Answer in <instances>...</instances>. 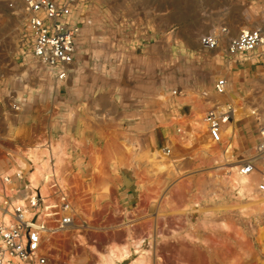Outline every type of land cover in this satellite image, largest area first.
<instances>
[{
  "label": "rangeland",
  "instance_id": "obj_1",
  "mask_svg": "<svg viewBox=\"0 0 264 264\" xmlns=\"http://www.w3.org/2000/svg\"><path fill=\"white\" fill-rule=\"evenodd\" d=\"M124 1H79L74 18L84 24L75 62L67 78L57 82L24 51L22 0H0V140L45 141L60 148L58 159L51 148L26 156L34 154L39 165L53 166V180L40 183L45 191L57 182L71 197L100 207L90 226L121 230L90 229L85 234L90 245L95 241L102 249L124 243L151 227L169 238L147 246V264H225L233 252L249 253L244 264H264V237L254 236L264 226V212L245 194L236 201L218 180L250 155L256 141L253 117L235 124L238 143L228 164L195 156L197 146L186 148L185 137L166 146L181 127L193 131L191 106L181 101L186 96L211 105L227 102L247 115L263 109L264 49L228 59L226 45L233 37L226 26L208 27L203 1L190 0V7H181L180 35L174 40L166 20L169 8H152L148 16L144 13V23L138 9L129 22ZM237 10L243 11L238 33L264 31V0ZM189 26L195 34L184 31ZM223 28L227 35L217 49L200 48L201 36ZM220 77L228 80L221 97L213 90ZM153 149L169 150L176 165L144 179L142 162ZM31 166L24 167L28 177ZM72 255L73 264H93L95 259L84 248ZM151 256L161 261H151Z\"/></svg>",
  "mask_w": 264,
  "mask_h": 264
},
{
  "label": "built area",
  "instance_id": "obj_2",
  "mask_svg": "<svg viewBox=\"0 0 264 264\" xmlns=\"http://www.w3.org/2000/svg\"><path fill=\"white\" fill-rule=\"evenodd\" d=\"M79 1L22 0L21 3L26 27L24 51L50 71L57 82L67 78L75 62L76 45L84 24L74 18ZM224 35H227L225 28L218 34L201 36L199 46L205 51H213ZM259 48L264 49V31L241 30L227 41L225 54L232 59ZM227 86V78L220 77L214 82V93L223 96ZM251 116L256 126V141L250 155L238 163L237 168L241 175L255 174L258 179L256 189L264 194V107L253 111ZM204 119L208 137L219 143L221 132L233 121L232 105L227 102L216 105L207 111ZM50 148V143L45 141L0 140V214L8 217L7 223L0 221V264H70L72 252L82 248L81 242L87 241L85 234L90 229L120 230L112 226L94 228L87 225L68 202V189L57 182L47 185L46 195L41 193L40 185L35 189L31 187L28 171L19 168V160L31 166L26 156L29 151ZM91 245L97 247L95 241ZM132 258L120 264H127Z\"/></svg>",
  "mask_w": 264,
  "mask_h": 264
},
{
  "label": "bare ground",
  "instance_id": "obj_3",
  "mask_svg": "<svg viewBox=\"0 0 264 264\" xmlns=\"http://www.w3.org/2000/svg\"><path fill=\"white\" fill-rule=\"evenodd\" d=\"M181 101L184 103L186 102V104L191 106L190 122L193 131L191 133H187L181 127V129L177 131L176 135L168 140L166 145L167 148H171L174 145L179 144L181 138L183 139V137H185L186 148L193 144L197 146L196 150H194L195 156L208 159V161H212L214 163L222 162L228 164V162L233 159L232 155L235 153L238 143L237 128L235 124L238 123L243 117L246 118L251 115L252 112L247 115L243 113L241 109L236 108L235 105L232 106L233 122L228 124L223 132H221L220 142L215 143L207 135V124L204 118L208 110L212 109L216 105H221L222 103H217L214 101L215 103L213 102L214 104L211 105V102L206 99H196L188 96L181 99ZM59 153L60 148L58 146H54V144H51V154H53L56 159H58ZM28 160L32 163V170L28 177V182L33 189L37 188L41 182L46 184L48 181L53 180L55 172L51 163L48 164L47 162H44L40 163L39 165L38 162L40 161L34 154L31 155ZM19 163L20 169H23L24 167L26 168V165L22 164L21 162ZM142 163H144L142 175L144 179L157 178L176 165V162L170 155V151L167 149L151 150L146 156L145 162ZM219 179L224 182L225 187L228 189V194L234 197L236 201H241L245 194L250 197L253 202V206L257 210L264 212V194L259 193L256 189L258 179L255 174L241 175L238 172L237 166H232L227 168L226 174H224L222 177H218V180ZM39 188L41 193L44 195L45 187L40 185ZM68 202L71 204V207H77L76 212L79 214V217L87 223V225H89L88 223L97 216L92 215L100 209V207H92L90 204L85 203L80 197L73 198L69 194ZM244 208L245 207H239L238 210L242 213L244 212ZM0 221L7 223L8 217H2L0 214ZM130 232L131 231H129L127 235H131L132 233ZM174 233V231H171V235ZM143 234L144 235H141L139 238L129 235L132 238L128 237L129 239L125 240L124 243L122 242L117 245H107L102 249L90 245L83 239L81 242V247L85 249V253L87 255L93 256L95 258L93 264H120L128 260L131 256L134 258L129 260L127 264H147L150 259L149 251L147 250L148 247L153 244L152 242L157 238L166 239L169 237L159 234L157 231L151 229V227L148 228ZM254 236L257 240H261L264 237V226H259L257 229H255ZM145 246L148 247L145 248ZM152 258L153 256H151V261L154 260V262L158 263L161 261L160 258L153 260ZM248 258L249 253L247 252H233L227 257L225 264H244ZM73 260L74 256L71 258L70 264H73Z\"/></svg>",
  "mask_w": 264,
  "mask_h": 264
},
{
  "label": "crops",
  "instance_id": "obj_4",
  "mask_svg": "<svg viewBox=\"0 0 264 264\" xmlns=\"http://www.w3.org/2000/svg\"><path fill=\"white\" fill-rule=\"evenodd\" d=\"M188 1V2H187ZM190 0H125L123 2V7L128 12L130 10L129 22H133L138 9L140 12V22H147L144 20V13L148 16V13L152 8L164 9L166 6L170 9V13L166 16L167 22L171 24V38L179 39L180 35V15L181 7H190ZM203 1L202 5L209 9L207 13L208 17V27L213 28L216 26H226L228 34L230 37H235L238 34L239 27L243 24V11L237 10L245 6L247 7H257L261 0H198ZM148 12V13H147ZM158 13V11H156ZM160 14L163 12L160 11ZM231 17V21H225L226 17ZM128 17V16H126ZM128 19V18H127ZM225 21V22H224ZM184 31L195 34V29L191 26L185 27ZM191 34H189L188 38Z\"/></svg>",
  "mask_w": 264,
  "mask_h": 264
}]
</instances>
